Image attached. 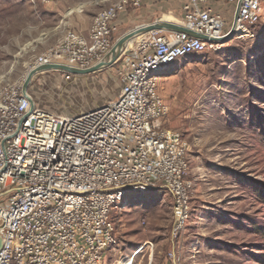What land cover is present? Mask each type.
I'll use <instances>...</instances> for the list:
<instances>
[{
  "label": "built area",
  "instance_id": "2783aa9c",
  "mask_svg": "<svg viewBox=\"0 0 264 264\" xmlns=\"http://www.w3.org/2000/svg\"><path fill=\"white\" fill-rule=\"evenodd\" d=\"M217 1L233 5L226 29ZM143 2L115 0L84 33L66 31L30 68L93 66L117 39L120 16ZM238 3L234 32L253 36L251 28L264 23V0H188L173 23L206 39L166 30L140 35L114 63L118 95L78 115L37 107L28 90L22 93L24 79L0 85V264H103L116 244L112 208L148 190L170 196L172 230L183 228L193 193L189 145L165 126L170 107L159 93L160 72L217 50Z\"/></svg>",
  "mask_w": 264,
  "mask_h": 264
},
{
  "label": "rangeland",
  "instance_id": "374dc122",
  "mask_svg": "<svg viewBox=\"0 0 264 264\" xmlns=\"http://www.w3.org/2000/svg\"><path fill=\"white\" fill-rule=\"evenodd\" d=\"M114 1L0 0V85L24 79L36 56L68 30L84 33ZM180 2L156 0L145 13L143 5L128 9L121 30L178 19ZM224 15L226 29L232 13ZM251 32H233L217 50L160 72L159 93L170 107L165 126L189 145L190 217L175 232L163 189L128 196L110 212L116 244L103 264H264V23ZM118 64L69 79L61 71L38 72L28 92L37 107L72 117L118 95Z\"/></svg>",
  "mask_w": 264,
  "mask_h": 264
},
{
  "label": "water",
  "instance_id": "95a60500",
  "mask_svg": "<svg viewBox=\"0 0 264 264\" xmlns=\"http://www.w3.org/2000/svg\"><path fill=\"white\" fill-rule=\"evenodd\" d=\"M239 3L236 5L235 12H234V17H233V23L230 28V31L227 36L232 34L234 32L235 26H236V18H237V11H238ZM151 30H166V31H177V32H185L193 37H197L200 39H206V37L202 34H198L196 32H192L183 26L165 21L162 18H158L157 20L153 21L152 23L148 24H143L140 25L128 32H125L121 36H119L113 43L110 51L105 55V57L99 61L98 63L94 64L93 66L86 68V69H78L74 68L65 64H57V63H49V64H43L39 65L36 67L31 68L28 70L27 74L24 77L23 84H22V93L25 94L26 91L28 90V86L30 83V80L32 77L42 71H48V70H56V71H67L69 73H74V74H89V73H94L96 71H100L106 67L112 66L115 61L119 58V56L122 54V52L126 48V44L136 36H140L148 31ZM218 38L217 40L221 41L224 38ZM33 103L31 102V106Z\"/></svg>",
  "mask_w": 264,
  "mask_h": 264
},
{
  "label": "crops",
  "instance_id": "0c3cea01",
  "mask_svg": "<svg viewBox=\"0 0 264 264\" xmlns=\"http://www.w3.org/2000/svg\"><path fill=\"white\" fill-rule=\"evenodd\" d=\"M154 1H156V0H145L144 2H143V8H142V10H143V13H145V12H149L150 10H151V6H153V7H155L156 5H153V3H154ZM188 0H182V2H180L179 3V5L180 6H182L184 3H186ZM212 5L214 6V8H215V10H217L218 12H221V14H223L224 15V12L225 11H229V12H231L232 13V10H233V5H229V4H223V2H220V1H217V2H212ZM126 14H122L121 16H120V18H119V20L117 21L118 22V25H119V32H118V34H117V38L119 37V36H121L122 34H124L125 33V31H122L121 29H123V27H124V25H123V21H124V16H125ZM181 16H182V13H181ZM181 16L178 18V19H180L181 18ZM225 16V15H224ZM167 19L168 20H174V19H170V17H167ZM139 37V36H138ZM135 38H133L132 40L133 41H136V40H134ZM132 40H130V42H129V44L132 42ZM127 46V48H129L128 46V44L126 45Z\"/></svg>",
  "mask_w": 264,
  "mask_h": 264
},
{
  "label": "bare ground",
  "instance_id": "6f19581e",
  "mask_svg": "<svg viewBox=\"0 0 264 264\" xmlns=\"http://www.w3.org/2000/svg\"><path fill=\"white\" fill-rule=\"evenodd\" d=\"M163 20H165V21H169V22H175V19H174V20H168L167 18H163ZM242 35H243V34H242ZM133 38H135L134 40H137L139 37L136 36V37H133ZM133 38H132V39H133ZM132 39H131V40H132ZM129 42H130V41H129ZM129 42H128L127 44L129 45L128 47L130 48V47H131L130 45H131L132 43H134V41L132 40V42H131L130 44H129ZM127 44H126V45H127ZM126 48H127V46H126Z\"/></svg>",
  "mask_w": 264,
  "mask_h": 264
},
{
  "label": "trees",
  "instance_id": "16d2710c",
  "mask_svg": "<svg viewBox=\"0 0 264 264\" xmlns=\"http://www.w3.org/2000/svg\"><path fill=\"white\" fill-rule=\"evenodd\" d=\"M259 196L261 197L262 201H264V192L263 191L259 192ZM113 222H114V220H113Z\"/></svg>",
  "mask_w": 264,
  "mask_h": 264
}]
</instances>
